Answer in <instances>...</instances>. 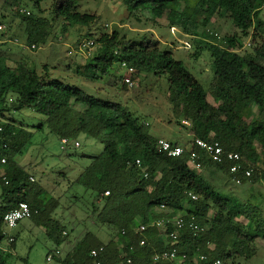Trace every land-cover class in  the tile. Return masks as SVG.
Listing matches in <instances>:
<instances>
[{
	"label": "trees",
	"instance_id": "trees-1",
	"mask_svg": "<svg viewBox=\"0 0 264 264\" xmlns=\"http://www.w3.org/2000/svg\"><path fill=\"white\" fill-rule=\"evenodd\" d=\"M29 1L38 7L45 0ZM122 2L131 14L144 12L156 21L165 17L169 29L175 28L190 39L193 58L209 52L213 60L210 87L215 105L208 102L206 91L184 64L162 49L152 35L120 41L115 30L110 35L102 34L96 41L86 38L95 43V50L85 63L75 66L74 74L96 81L110 76L114 64L121 68L125 63L138 74L163 76L168 84V99L180 110L182 120L190 123L188 131L192 139L216 141L225 151L238 153L250 164H262L264 66L259 62L264 59V39L256 47L260 34L254 25L259 22L264 0ZM52 6L54 18L62 19V31L74 25L88 27L97 19L95 15L80 13L76 0H53ZM21 11L18 15L26 22L24 32L29 48L35 45L37 50L49 37L50 23L45 18L34 19L29 12L26 15ZM220 13L230 19L235 29L231 36L220 38L206 31L214 16ZM120 80L125 86L124 78ZM73 105L83 109L77 111ZM25 109L34 110L41 117L37 130L46 126L60 140H74L82 134L103 146L99 155L89 157V165L72 184L85 190L90 207L87 219L95 227L112 231V235L117 236L116 242L110 240L103 244L90 230H85L69 251L60 248L68 232L53 218L60 207V199L49 194L31 178L25 167L15 162L33 136L12 118L13 113ZM253 109L256 115L252 114ZM136 122L137 119L119 104L92 98L59 80H49L47 66L41 71L24 62L9 66L8 59L0 54V159L6 158V163L0 164V173L2 170L8 181L5 185L0 180V264H5L14 250L13 242L6 251L2 250L3 217L20 202L29 206L30 220L44 229L46 237L55 245L46 255H53L54 264H93L89 252L100 246L104 247L99 256L103 262H120L126 255L132 259V264H153V254L169 248L164 244V233L149 228L144 235H139L136 227L158 218H168V213L155 212L161 205L175 215L193 214L200 225L207 227L199 237L188 230L180 234L178 246L189 258L195 257L197 252L207 257L200 264H213L216 260L223 264H239L238 261H248L255 256L256 239H264L254 229L255 224L259 225L255 208L216 193L190 169L188 155L169 158L159 152L158 139L148 136L143 125ZM137 160L139 166L135 164ZM209 165L228 175L226 164H213L204 159L202 168ZM261 180L264 178L254 172L249 181H243L257 183ZM105 192L108 196H104ZM188 194L195 195L197 200L192 201ZM240 218L247 223L242 224ZM141 239H145L142 247L139 246ZM207 243L213 245L212 250L207 249ZM56 250L59 251L57 256L54 255Z\"/></svg>",
	"mask_w": 264,
	"mask_h": 264
},
{
	"label": "rangeland",
	"instance_id": "rangeland-1",
	"mask_svg": "<svg viewBox=\"0 0 264 264\" xmlns=\"http://www.w3.org/2000/svg\"><path fill=\"white\" fill-rule=\"evenodd\" d=\"M76 1L80 13L95 15L97 19L88 27L74 25L62 31V19L54 18L53 0H45L38 7L29 0H0V26L5 27L4 32L0 31V41L5 40L0 45V54L8 59V65L14 66L15 63L24 62L39 71L47 66L49 80H59L80 89L87 96L119 104L137 119V125H143L145 132L151 138H160L185 146L192 140V136L188 131L189 126L184 127L180 123L183 121L182 113L176 110L168 99V84L165 77L134 72L132 87L126 84L122 86L120 77H124L125 71L118 64H114L110 76L96 81L85 80L74 74L75 66L85 63L87 59L78 52L79 44L86 38L96 41L102 34L110 35L115 30L119 33L120 41L152 35L161 43L162 49L171 52L175 60L184 64L206 91L208 102L214 106L210 87L213 78V60L209 52H202L198 59L193 58L194 47L190 39L175 28L169 29L165 17L156 21L144 12L137 11L131 14L122 0ZM21 10L29 12L34 19L42 17L50 23L49 37L44 44H39L35 51L29 48L24 32L26 22L18 15ZM258 18L259 22L254 25L260 34V38L256 40V47H259L264 39V6ZM206 31L223 38L234 34L235 29L230 19L220 13L214 16ZM3 33L7 37L3 36L2 39ZM187 44L189 48L185 46ZM94 50L90 52L89 57ZM259 64L264 66V59ZM73 108L77 111L83 109L78 105H73ZM253 111L252 114L256 115V109ZM12 118L28 133L33 134L26 150L15 158V162L25 167L31 178L50 192L49 194L60 199V207L53 214V218L69 232L66 231L67 240L60 245V248L64 252L69 251L85 230H90L103 244L110 240L116 242L117 236L112 235V231L106 227H95L87 219L90 216V207L86 201L85 190L77 184H72V181L89 165V157L99 155L103 146L81 134L76 139L70 140L63 149L61 140L51 134L46 126H43L42 130L36 129L42 121L36 111L25 109L20 113H13ZM76 142L78 148L73 146ZM191 170L216 193L241 205H252L258 215L259 223V225L255 224L254 229L260 236H264V181L243 182L241 185H236L230 176L215 166L209 165ZM1 199L0 188V204ZM239 221L242 224L247 223L244 218H240ZM6 236L13 238L14 250L5 264H54L46 262V255L49 250L55 248V245L46 237L44 229L35 226L30 219L20 221L14 229L6 232ZM1 246L7 248L10 246L6 237ZM254 247L255 256L248 261L240 260L239 264H264V239H256ZM193 264L200 263L193 262Z\"/></svg>",
	"mask_w": 264,
	"mask_h": 264
},
{
	"label": "built area",
	"instance_id": "built-area-1",
	"mask_svg": "<svg viewBox=\"0 0 264 264\" xmlns=\"http://www.w3.org/2000/svg\"><path fill=\"white\" fill-rule=\"evenodd\" d=\"M26 15H29L28 12L21 11ZM173 29V28H171ZM0 31L4 32L5 27L0 26ZM189 48L188 44L185 45ZM95 43L92 40L83 39L79 44V51L85 58L91 55V51L94 49ZM30 50L35 51L36 46L31 45ZM121 69L125 71L124 83L129 87L133 85V75L134 69L126 67L125 63L121 64ZM184 126H189L190 123L187 121H182ZM70 140L63 138L61 139V145L64 149V146L68 145ZM75 148H78V143H74ZM6 148V146H4ZM156 148L159 152L164 153L169 158H179L184 155H188V165L191 168L201 169L202 162L204 159L209 160L213 164L218 165H227L228 176L234 181L236 185H241L244 181H249L254 172L257 173L258 177L264 178V162L262 164H257L254 166L247 162L241 155L233 151H225L218 142L216 141H204L199 138H193L192 141L186 146L173 145L171 142L158 139L156 141ZM6 163V158L1 157L0 164L4 165ZM137 166L140 165V162L137 160L135 162ZM190 168V169H191ZM145 176V175H144ZM0 180L6 185L8 181L4 174L0 173ZM32 181V179H31ZM108 192L104 193V196H108ZM188 197L192 201H196L197 197L193 194H188ZM156 212H165L168 213V218H158L153 221L138 224L136 231L139 235H144L149 228H155L164 233V244L168 245L169 248L162 252L154 253L151 257V262L153 264H193V262H205L207 257L204 254L198 253L195 257L189 258L186 252L181 251V248L178 246L180 244V234L184 230H188L194 237H199L207 231L205 225H200L193 214H173L169 212L164 205L158 207ZM31 211L29 206L20 202L16 208L7 212L3 217L4 224V235L7 240V244L13 242L11 236H6L8 230L14 229L18 223L25 219H30ZM168 228L171 231L167 232ZM124 231L122 234L124 235ZM145 245V239L139 241V246L142 247ZM206 247L208 250L213 249V245L207 243ZM132 250V248H130ZM198 251V249H197ZM104 252V247L100 246L98 248L91 249L89 252V257L93 260V264H132V259L128 256H122V261L120 262H103L99 259V256ZM59 251L56 250L54 255H58ZM46 262L54 263V257L52 254L46 256ZM213 264H220L216 260Z\"/></svg>",
	"mask_w": 264,
	"mask_h": 264
},
{
	"label": "crops",
	"instance_id": "crops-1",
	"mask_svg": "<svg viewBox=\"0 0 264 264\" xmlns=\"http://www.w3.org/2000/svg\"><path fill=\"white\" fill-rule=\"evenodd\" d=\"M2 36V39H3V36L4 37H7L6 35H1ZM5 41V40H4ZM4 41H0V43H2V42H4ZM160 139V138H159ZM192 141V140H191ZM191 141H189L187 144H185V146L184 147H186ZM7 247H2V250H4V251H6L5 249H6ZM13 252H11V254H12Z\"/></svg>",
	"mask_w": 264,
	"mask_h": 264
}]
</instances>
